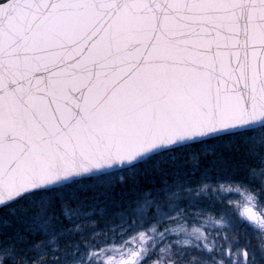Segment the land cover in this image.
Returning <instances> with one entry per match:
<instances>
[{
    "label": "snow or ice",
    "instance_id": "1",
    "mask_svg": "<svg viewBox=\"0 0 264 264\" xmlns=\"http://www.w3.org/2000/svg\"><path fill=\"white\" fill-rule=\"evenodd\" d=\"M0 264H264V0H0Z\"/></svg>",
    "mask_w": 264,
    "mask_h": 264
}]
</instances>
